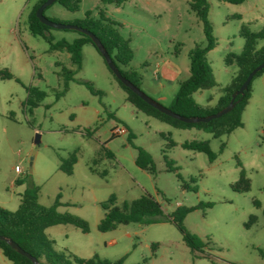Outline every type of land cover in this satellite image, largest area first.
Masks as SVG:
<instances>
[{"label": "rangeland", "instance_id": "374dc122", "mask_svg": "<svg viewBox=\"0 0 264 264\" xmlns=\"http://www.w3.org/2000/svg\"><path fill=\"white\" fill-rule=\"evenodd\" d=\"M38 1L0 0V71L6 69L20 81L0 80V207L15 212L21 194L32 185L39 187L38 201L44 207L52 206L60 195L61 203L68 206L58 211L85 220L89 233L60 225L47 229L46 236L55 242L57 251L85 260L117 261L127 256L125 264L145 260L147 264H264L259 253L264 252V75L252 83L244 126L220 138L202 130L175 129L137 111L91 45L83 48L82 67L74 76L78 81L70 82L69 91L57 100L56 93L64 88L58 74L76 66L66 51L52 50L45 38L31 35L28 16ZM207 1L216 39L207 58L217 85L197 92L194 98L201 105L213 106L238 72L236 64H225V58L242 52V28L254 34L264 30V0L240 5ZM100 12L130 40L134 52L130 67L143 76L141 89L150 97H157L150 88L166 83L157 65L180 71L178 80L167 88L168 99L160 102L169 107L180 82L190 76V52L196 45L206 46L202 22L190 9V0H129L121 7L83 0L76 13L55 3L45 16L71 23L87 14L98 20ZM50 36L53 43H71L80 37L77 32L56 29ZM256 48L264 49V39ZM81 80L89 81L103 95H93ZM27 87L46 93L31 111L23 105ZM115 128H125L127 134L113 136ZM37 135L41 137L38 144ZM193 141L208 142L217 159L211 163L206 154L183 148L185 142ZM138 148L153 157L155 176L135 164ZM108 151L113 158L107 157ZM74 152V173L67 175L58 169V155L67 158ZM166 160L173 162L176 172L167 170ZM241 171L250 181L245 193L233 189ZM17 180L22 184H16ZM147 194L160 203L165 215L181 205H203L186 217L184 225L209 242L207 257L196 258L170 221L119 225L113 231L99 232L105 216L103 202L114 196L122 206ZM209 203L211 208L206 206ZM0 264L13 263L0 251Z\"/></svg>", "mask_w": 264, "mask_h": 264}, {"label": "trees", "instance_id": "16d2710c", "mask_svg": "<svg viewBox=\"0 0 264 264\" xmlns=\"http://www.w3.org/2000/svg\"><path fill=\"white\" fill-rule=\"evenodd\" d=\"M45 1L46 0H39L32 7L28 16L29 31L33 36L45 38L51 44L52 50L66 51L70 55L71 64L76 66L75 70H67L64 68L58 74L59 79L64 80L63 90L56 93V99L59 100L69 91L70 82L78 81L74 78V76L81 70L84 46L91 45L96 50L97 48L90 37L72 30L67 31L77 32L80 37L71 43L66 40L53 43L52 36L47 37L53 29L42 24L36 16L37 10ZM100 1L103 5H115L117 7H121L129 0ZM221 1L234 5H240L246 0ZM82 2L83 0H57L56 3L60 4L70 13H76L80 10ZM190 9L202 22L206 46L196 45L190 52V76L188 79L180 82L179 90L176 93L172 104L168 108L176 114L187 118L207 117L226 108L231 102L232 95L239 90L248 75L255 68L264 64V49L257 50L256 48L258 41L264 39V30L258 34H254L247 27L244 26L242 28L241 36L245 41L242 52L238 55L229 54L225 58L226 65L236 64L238 67L236 76L232 79L231 83L223 89V94L219 97L215 105H201L195 100L194 95L200 91L213 89L217 85L212 66L207 58L208 53L216 47V39L213 35L212 24L209 21L210 5L208 1L190 0ZM63 24L75 25L96 35L107 52L110 54L122 75L141 89V83L144 78L130 67L134 58V52L130 46V40L123 38L119 33L117 29L118 24L107 19L103 12H100V19L98 20L91 19L90 14H87V18L83 20ZM262 75H264V69L257 73L244 94L236 98L235 102H237V104L230 113L211 122L197 124H187L162 114L128 89L116 78L115 75L114 77L120 86L126 91V101L137 111L153 117L162 123H166L175 129H197L210 133L215 138H220L222 136L229 135L236 129L244 126L242 117L252 98V83L257 77ZM12 79H15V77L8 70L4 69L0 71V80ZM15 80L20 82L18 79ZM79 82L83 84L93 95H103V92L95 89L93 84L89 81L81 80ZM26 92L27 97L23 105L25 108L28 107L30 111L38 107L46 97V93L37 88L27 87ZM183 148L206 154L211 163L217 159V155L211 150L208 142H185L183 144ZM106 155L109 158H113L110 151H108ZM58 158V169L67 175H73L74 166L77 163V152L69 154L67 158H62L58 155ZM135 164L141 170L149 173L150 175H156V165L153 157L148 151L138 148V156ZM166 164L168 171H177V169L173 166V162L166 160ZM178 177L180 176L178 175ZM17 183L18 185L22 184L21 181H17ZM233 189L235 192L242 193L250 190V181L246 178L245 171H241L240 179ZM38 197L39 187L32 185L23 194H21L20 205L15 212H10L0 207V236L13 240L23 250L37 258L40 264H125L127 256H124L117 261L103 260L99 257L85 260L66 251H57L55 248V242L46 236L47 229L60 225H71L87 234L89 233V225L85 220L79 217L68 213H60L58 211V208L63 205L60 201V195H58L54 204L50 207H44L39 204ZM258 205L259 203L256 202V206ZM202 206L203 205H199L197 207H187L181 205L171 215H165L160 203L151 195H143L129 203L124 202L122 206L118 205L116 197L111 196L107 201L101 204V207L105 211V216L100 221L98 230L101 233H107L115 230L119 225H152L170 221L176 226L177 230L182 235L184 243L195 255V257L204 258L207 257L204 252L205 248L209 246V242L204 241L199 236L190 233L184 225L186 217ZM206 206L211 208L213 205L209 203ZM252 219L254 220V218ZM0 251L3 256L13 264H33L28 258L20 255L16 250L12 249L9 244L1 240ZM259 253L264 258V252L260 250ZM142 264H147V261L145 260Z\"/></svg>", "mask_w": 264, "mask_h": 264}, {"label": "water", "instance_id": "95a60500", "mask_svg": "<svg viewBox=\"0 0 264 264\" xmlns=\"http://www.w3.org/2000/svg\"><path fill=\"white\" fill-rule=\"evenodd\" d=\"M56 2H57V0H46L40 6V8L37 10L36 16H37V18L39 19V21L42 24H44L45 26H47L49 28L56 29V30L77 31V32H80V33L85 34L86 36L90 37L91 40L93 41L94 45L96 46L97 50L99 51V53L104 58L108 68L112 71V73L116 76V78L119 81L122 82V84H124L128 89H130L133 93L138 95L148 105L152 106L153 108H155L156 110H158L162 114H165V115H167V116H169L171 118H174L176 120H179V121L187 123V124L208 123V122H211L213 120L219 119L222 116L230 113L235 108V106L237 104V102H235L236 98L238 96L244 94V92L250 86L253 78L257 75L258 72H260V71H262L264 69V64H262V65L258 66L257 68H255L248 75L247 79L242 84V86L239 88V90L232 95V99H231V102L229 103V105L226 108L222 109L220 112H218L216 114H213L211 116H207V117H191V118L183 117V116H180V115L176 114L175 112H173L168 107H165L160 102H158L157 100L153 99L148 94H146L142 89H140L139 87L135 86L130 80L126 79L122 75L121 71L119 70V68L117 67V65L115 64V62L113 61V59L111 58L110 54L107 52V50L105 49V47L103 46V44L101 43L99 38L96 35H94L92 32H90V31H88L86 29H83L81 27L75 26V25L63 24V23H58V22H54L52 20H49L45 16L44 11L48 7H50L53 4H55ZM40 138H41L40 135L36 136L35 142L37 144L40 143ZM0 240L6 242L7 244H9L12 249L16 250L20 255L28 258L33 264H40L37 258L33 257L30 253H28L25 250H23L13 240L8 239V238L3 237V236H0Z\"/></svg>", "mask_w": 264, "mask_h": 264}, {"label": "crops", "instance_id": "0c3cea01", "mask_svg": "<svg viewBox=\"0 0 264 264\" xmlns=\"http://www.w3.org/2000/svg\"><path fill=\"white\" fill-rule=\"evenodd\" d=\"M157 67L161 70V72H162V78H163V80L166 82L164 85L162 84L161 86H160V88H155V89H152V88H150L149 90H151L157 97H156V100H158L159 102H163V101H166L167 99H168V96H167V93H168V90H167V88L169 87V86H171V85H174V83H175V81H177L178 80V78H179V74H180V71L179 70H177V69H175V68H166V67H161L160 65H157ZM189 78V77H188ZM187 78V79H188ZM186 80V79H185ZM142 82H144V79H143V81ZM178 92V90L177 91H174V97H175V95H176V93ZM219 99V98H218ZM218 101V100H217ZM217 103V102H216ZM215 103V104H216ZM76 166V165H75ZM17 181H19V180H17ZM17 181L15 182L16 184H18L17 183ZM55 202V201H54ZM54 204V203H53ZM63 204V203H62ZM63 206H68V204H63L62 206H60V207H63ZM103 209V208H102ZM103 219V218H102ZM101 219V220H102Z\"/></svg>", "mask_w": 264, "mask_h": 264}, {"label": "built area", "instance_id": "2783aa9c", "mask_svg": "<svg viewBox=\"0 0 264 264\" xmlns=\"http://www.w3.org/2000/svg\"><path fill=\"white\" fill-rule=\"evenodd\" d=\"M126 135L127 134V130L125 128H115L113 131H112V135L114 136H121V135ZM16 172L18 173H22V170L20 167H16Z\"/></svg>", "mask_w": 264, "mask_h": 264}]
</instances>
